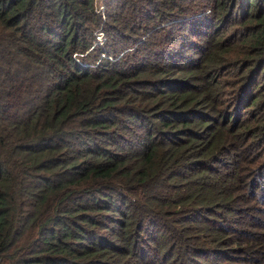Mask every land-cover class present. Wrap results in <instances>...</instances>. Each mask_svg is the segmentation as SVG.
Returning a JSON list of instances; mask_svg holds the SVG:
<instances>
[{"label": "trees", "instance_id": "trees-1", "mask_svg": "<svg viewBox=\"0 0 264 264\" xmlns=\"http://www.w3.org/2000/svg\"><path fill=\"white\" fill-rule=\"evenodd\" d=\"M172 1L157 3L161 10ZM236 4L249 5L241 23L258 22L254 43L264 46V0ZM92 5L0 0V264L228 259L240 234L213 226L215 209L211 218L202 214L218 201L234 202L239 161L254 159L221 140L231 129L216 89L202 87L212 98L199 103L206 112L192 107L197 90L189 83L198 80L177 76L162 14L145 16L156 0H109L103 21ZM215 7L227 12L222 3ZM137 14L141 39L129 53L110 54L105 39L89 49L97 29L121 38L118 25L124 29ZM216 108L219 119L209 114ZM231 149L237 153L221 164L225 175L209 176L202 161ZM190 159L198 165L187 175L193 189L172 193V172Z\"/></svg>", "mask_w": 264, "mask_h": 264}, {"label": "rangeland", "instance_id": "rangeland-1", "mask_svg": "<svg viewBox=\"0 0 264 264\" xmlns=\"http://www.w3.org/2000/svg\"><path fill=\"white\" fill-rule=\"evenodd\" d=\"M159 1L156 0L154 11L147 8L149 14L145 16L162 14L160 25L172 41L166 54L168 57L170 55L174 65H177V76L186 83L188 77L198 80L189 83L197 90L194 93L196 103L192 107L196 111L206 112L201 109L199 103L212 98L203 96L202 87L211 85L216 89L215 97L220 99L219 103L226 109V127L231 129L229 134L221 135V140L229 139L231 145H241L242 149H245V155L249 159H254L251 163L248 159L239 161L242 172L238 173L235 182L237 196L234 202L218 201L214 207H208L206 213L202 214L209 217V213L215 209L212 218L209 217L213 220V226L228 225L234 233L240 234L242 240V243L235 244L233 249L228 251V259L217 258L208 264H264V46L254 43L263 28L254 21L247 25H244L245 22L241 23L243 17L240 11L245 8L250 12V7L244 5L240 9L236 0H173L169 7L161 10L157 3ZM217 3H222L224 10H227L224 15L215 7ZM106 4L107 7L110 6L109 0H93L92 11L99 14L101 21L104 20ZM138 14L128 15L126 21L129 23L124 24V29L118 25L117 28L121 29L119 31L121 38L111 31H105L102 25H100L102 29H97L93 35L99 36L102 43L104 39L106 40L109 53L114 52L110 54L114 55L115 50H118L119 53L116 54L117 56L119 54V57L121 54L129 53L130 48L138 46L137 38L141 39L136 26L137 20L141 17ZM136 16L137 19L132 21ZM225 16L227 17L221 22ZM104 22L107 29L109 21ZM94 38L96 40V37ZM132 41H136L135 44H132ZM120 46L123 50L119 49ZM160 62L168 64L164 60ZM253 96H256L255 100L247 105L245 102ZM222 108H216L209 114L218 116L219 119ZM239 123L245 126L235 129V125ZM236 151L231 149L227 152H218L210 161L203 160L202 162L208 166L209 176L219 173L225 175L229 168L221 164L229 163L232 152L236 154ZM182 165L185 167L173 171V179L168 181L171 184L167 187L172 193L193 189V178L187 175L189 170L198 165L193 159L184 161ZM183 183L186 187L180 190ZM237 259H243V262ZM198 261L203 262L202 258H198Z\"/></svg>", "mask_w": 264, "mask_h": 264}, {"label": "built area", "instance_id": "built-area-1", "mask_svg": "<svg viewBox=\"0 0 264 264\" xmlns=\"http://www.w3.org/2000/svg\"><path fill=\"white\" fill-rule=\"evenodd\" d=\"M95 37H96V40H98V41H96L95 38H94V41H93L94 44H91V46L89 47V49H90L91 47L95 46V45L102 44V40L99 41V36H95ZM102 56H103V55L100 54V57H101V58H102Z\"/></svg>", "mask_w": 264, "mask_h": 264}]
</instances>
